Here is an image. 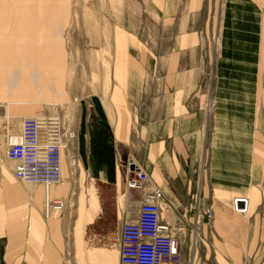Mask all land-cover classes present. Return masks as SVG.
I'll return each instance as SVG.
<instances>
[{
    "label": "crops",
    "instance_id": "1",
    "mask_svg": "<svg viewBox=\"0 0 264 264\" xmlns=\"http://www.w3.org/2000/svg\"><path fill=\"white\" fill-rule=\"evenodd\" d=\"M206 1L159 0L156 24L133 34L129 53L120 42L138 72L125 73L124 89H114L116 107L95 105L74 143L93 181L87 197L82 184L77 194L76 264H119L121 228L136 220L142 194L126 185L138 173L122 171L124 152L164 192L163 214L183 263L264 264V0L224 1L209 139ZM67 16L64 0H0V264L68 262L61 213L45 216L46 188L18 180L5 154V133L18 131L32 106L69 103ZM68 188L55 185L48 195L69 199ZM236 196L248 197L254 210L232 228Z\"/></svg>",
    "mask_w": 264,
    "mask_h": 264
},
{
    "label": "rangeland",
    "instance_id": "2",
    "mask_svg": "<svg viewBox=\"0 0 264 264\" xmlns=\"http://www.w3.org/2000/svg\"><path fill=\"white\" fill-rule=\"evenodd\" d=\"M65 1L68 6V16L62 36L67 49L68 89L71 98L69 95L68 104L48 103L32 106V110L27 115H60L69 125L74 126L77 131L78 127L80 128L85 124L89 113L95 105H103L109 108L110 105L116 107V104H118L113 98L114 89H117V87L124 89L125 73L130 71L132 73L138 72L135 62L129 59L124 48L120 47V42L126 40L129 53V47L131 45H133L131 47L135 46L136 38L134 39L133 34H137L142 30L147 32L149 26L156 24L155 10L160 2L159 0H64V3ZM224 1H206L205 22L202 29L205 74L206 78H209L204 80V93L208 94L206 101L207 139L211 138L214 130L213 110L217 100L215 97L216 73L217 63L221 55L220 22ZM261 89L264 92V82L261 85ZM125 94L122 92L119 96L123 104H125ZM261 100H264L263 96L260 97ZM76 139L77 133L76 137L71 140L73 147ZM207 147H209V144H207ZM205 151H207L206 148ZM132 161L134 160H129L125 152L122 153L119 162L122 171ZM78 164V167L72 165L71 156L67 152L64 161L65 179L60 184H57L65 185L68 183L69 187V192L64 195L69 198L67 208L61 214L55 213L56 216L60 214L64 221L63 234L65 237L67 236L66 243L69 252L67 264H76L75 260H78L71 253L77 194L81 189L79 186L80 184L83 185V191L87 197L88 189L93 183L91 176H89L87 165L83 161ZM82 164L85 170L82 168ZM67 166L68 173L65 172ZM82 171L84 174L86 173L83 182L80 180ZM94 185L96 186V184ZM97 188L98 186H96ZM107 194L111 197L114 196V192L111 189L107 191ZM253 210V207H250L248 213L251 214ZM241 217L243 216L232 209V215L228 223H230L232 228L240 227L242 224ZM217 229L223 233L219 226H217ZM89 235H91V229L87 228L85 229L83 240L85 239L86 241ZM215 244H217V249L221 252V243L215 241ZM216 254L218 256L219 252ZM250 259V257L244 258L245 262L250 261Z\"/></svg>",
    "mask_w": 264,
    "mask_h": 264
},
{
    "label": "built area",
    "instance_id": "3",
    "mask_svg": "<svg viewBox=\"0 0 264 264\" xmlns=\"http://www.w3.org/2000/svg\"><path fill=\"white\" fill-rule=\"evenodd\" d=\"M76 128L60 115L27 116L20 121L18 131H7L5 154L16 162L14 176L23 182L43 185L46 190L65 179L64 161L68 152L71 163L79 166L80 158L72 146ZM137 176L126 180L129 188L139 189L141 200L135 221L122 225L120 233L119 264H184L181 258L180 241L171 232L164 217L165 194L158 187L148 185V174L136 162L128 164ZM68 199L50 198L47 195L44 214L47 218L62 213ZM233 210L241 215L249 212V198L236 196ZM211 217V213L208 214Z\"/></svg>",
    "mask_w": 264,
    "mask_h": 264
},
{
    "label": "bare ground",
    "instance_id": "4",
    "mask_svg": "<svg viewBox=\"0 0 264 264\" xmlns=\"http://www.w3.org/2000/svg\"><path fill=\"white\" fill-rule=\"evenodd\" d=\"M53 187V186H52ZM46 193H47V195H48V190H46ZM47 195H46V197H47Z\"/></svg>",
    "mask_w": 264,
    "mask_h": 264
}]
</instances>
